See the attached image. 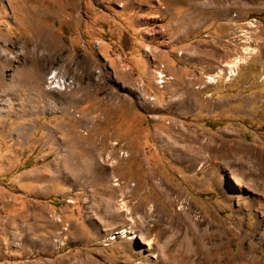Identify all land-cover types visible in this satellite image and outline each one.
<instances>
[{"label": "rangeland", "instance_id": "rangeland-1", "mask_svg": "<svg viewBox=\"0 0 264 264\" xmlns=\"http://www.w3.org/2000/svg\"><path fill=\"white\" fill-rule=\"evenodd\" d=\"M241 158L264 172V0H0V264H264Z\"/></svg>", "mask_w": 264, "mask_h": 264}, {"label": "bare ground", "instance_id": "bare-ground-1", "mask_svg": "<svg viewBox=\"0 0 264 264\" xmlns=\"http://www.w3.org/2000/svg\"><path fill=\"white\" fill-rule=\"evenodd\" d=\"M222 9V8H221ZM246 54V53H245ZM240 59H238V58H235V59H233L232 61H231V64H229V66L228 67H230L231 69L232 68H236L237 66H238V64H240ZM222 73H223V70H219V72H217L216 73V77H220L221 75H222ZM231 73H232V75H234L235 74V72L234 71H231ZM192 137V136H191ZM199 139V138H198ZM214 142V141H213ZM198 143V142H197ZM196 144V143H195ZM166 145V144H165ZM164 145V146H165ZM171 145V144H170ZM215 145V144H214ZM214 145H212V143H210V140H207V142H205V143H203L201 146H198V147H196V145H189V146H186V147H184V148H182V149H179V148H175V147H168V152H170V154L172 153L173 155H175L176 156V158L179 160V161H181L183 164H185V165H188V166H195V163L196 162H198V161H200V160H202V159H206L207 160V162H212V160L214 159V158H216L217 157V153L219 152V150L218 149H215V147H214ZM226 145V144H225ZM163 146V147H164ZM185 146V145H184ZM181 147H183L182 145H181ZM217 148V147H216ZM222 149V148H221ZM166 150V151H167ZM227 150V149H226ZM221 151H223V150H221ZM204 152H207L208 154L207 155H205L204 154ZM228 152V151H227ZM216 156V157H215ZM242 156V155H241ZM218 159V158H217ZM216 159V160H217ZM224 159V158H223ZM235 160V159H234ZM233 160V161H234ZM239 162L238 163H236V166H237V168H238V170L237 171H239V172H243V169L244 168H246V167H248V166H250L251 167V169L252 170H249V173H248V175H251V176H253L254 175V177L255 178H263L264 179V172L263 173H261L260 172V170H259V166L258 165H263V162L261 161V160H259V159H257V158H255V162H251V164L249 165V163L250 162H248V160L246 161L245 159H237ZM236 160V161H237ZM221 161V160H220ZM219 161V162H220ZM224 161V160H223ZM227 161V160H226ZM225 161V162H226ZM221 165V164H220ZM224 165V164H223ZM230 165V164H229ZM213 166V165H212ZM216 166V165H215ZM235 166V167H236ZM219 167V166H218ZM221 167H225V166H221ZM230 167V166H229ZM234 167V166H233ZM214 168V167H213ZM262 168H263V166H262ZM216 169V168H215ZM223 170V169H222ZM214 171V170H213ZM217 171V170H216ZM228 171V170H227ZM239 172L237 173L236 171H233L232 172V175H235V176H238V174H239ZM207 173H208V175H212V170L209 168V170H207ZM242 176H244L245 177V175H242ZM250 177V176H249ZM212 178V180H215L216 179V177H215V175L213 176V177H211ZM222 179V178H221ZM220 180V179H219ZM259 180V179H258ZM218 181V180H217ZM250 181V180H249ZM244 181H239L238 183H243ZM254 182V181H253ZM220 183V182H219ZM221 184V183H220ZM244 185H247L248 186V188H252L253 190H257V187H256V185L255 184H248V183H246V182H244L243 183ZM242 185V184H241ZM222 187V186H221ZM259 187V186H258ZM192 210V209H191ZM187 212V211H186ZM191 214H192V212H191ZM191 214H189V215H191ZM184 215V214H183ZM182 215V216H183ZM190 217V216H189ZM131 228V227H130ZM121 233H125L126 235H132V237L130 238V239H133V238H135V239H137L138 238V236L131 230H129V228L128 227H126L124 230H122V232ZM114 238V237H113ZM112 237H111V239H113ZM201 238H202V235H201V233H196L195 234V238H194V243H195V249L194 250H196V249H198V250H200V249H202V242H201ZM204 238V237H203ZM187 240V239H186ZM185 240V241H186ZM188 246H189V249H190V247H191V245H189L188 243H186ZM150 245V244H149ZM193 247V246H192ZM198 259L200 260V258L198 257L197 258V262H199L198 261ZM182 262H184L182 259H179L178 260V264H182Z\"/></svg>", "mask_w": 264, "mask_h": 264}, {"label": "crops", "instance_id": "crops-1", "mask_svg": "<svg viewBox=\"0 0 264 264\" xmlns=\"http://www.w3.org/2000/svg\"><path fill=\"white\" fill-rule=\"evenodd\" d=\"M19 155L16 157V159H14L15 157H13L11 159L9 154H8V158H3L2 167H5L6 169L4 171L2 170L4 173H2L1 176L3 177L4 180L7 181V183H8L7 186L8 185L11 186V184H10L11 182H17V184H18V181H19L18 192L22 193V194H26L27 192H26V190H24V188L26 189L27 187H29L28 183H31V181L24 179L22 181L23 182V184H22V182H20V178L18 179V177H20L21 173H23L25 175H27V173H28L27 170H25V168L24 169L21 168L20 162L23 158L19 157ZM15 168H18V169L16 171H14ZM17 174H18V176H17ZM22 187H23V189H22Z\"/></svg>", "mask_w": 264, "mask_h": 264}, {"label": "built area", "instance_id": "built-area-1", "mask_svg": "<svg viewBox=\"0 0 264 264\" xmlns=\"http://www.w3.org/2000/svg\"><path fill=\"white\" fill-rule=\"evenodd\" d=\"M48 79H49V84H51L53 88H59L61 86L65 88V86L68 84L66 80L64 81L54 78V75L50 76Z\"/></svg>", "mask_w": 264, "mask_h": 264}]
</instances>
